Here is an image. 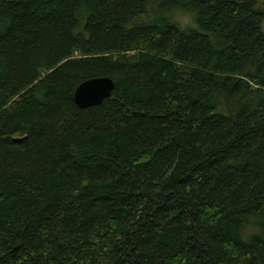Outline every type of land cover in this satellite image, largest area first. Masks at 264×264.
<instances>
[{
  "label": "trees",
  "instance_id": "obj_1",
  "mask_svg": "<svg viewBox=\"0 0 264 264\" xmlns=\"http://www.w3.org/2000/svg\"><path fill=\"white\" fill-rule=\"evenodd\" d=\"M260 209L264 0H0V264H264Z\"/></svg>",
  "mask_w": 264,
  "mask_h": 264
},
{
  "label": "clouds",
  "instance_id": "obj_2",
  "mask_svg": "<svg viewBox=\"0 0 264 264\" xmlns=\"http://www.w3.org/2000/svg\"><path fill=\"white\" fill-rule=\"evenodd\" d=\"M162 19L167 25L174 26L183 33L195 32L201 27L199 11L195 7H184L182 4H172L163 10ZM262 225H264V209L242 217L237 232L242 239H247L261 232Z\"/></svg>",
  "mask_w": 264,
  "mask_h": 264
},
{
  "label": "water",
  "instance_id": "obj_3",
  "mask_svg": "<svg viewBox=\"0 0 264 264\" xmlns=\"http://www.w3.org/2000/svg\"><path fill=\"white\" fill-rule=\"evenodd\" d=\"M115 82L109 77L84 81L75 92V101L83 109L100 106L115 90Z\"/></svg>",
  "mask_w": 264,
  "mask_h": 264
},
{
  "label": "rangeland",
  "instance_id": "obj_4",
  "mask_svg": "<svg viewBox=\"0 0 264 264\" xmlns=\"http://www.w3.org/2000/svg\"><path fill=\"white\" fill-rule=\"evenodd\" d=\"M259 2H260V5L262 4V2H263V0H259Z\"/></svg>",
  "mask_w": 264,
  "mask_h": 264
}]
</instances>
